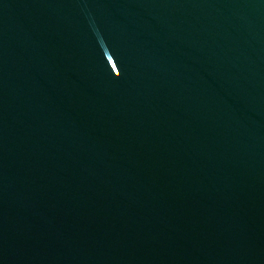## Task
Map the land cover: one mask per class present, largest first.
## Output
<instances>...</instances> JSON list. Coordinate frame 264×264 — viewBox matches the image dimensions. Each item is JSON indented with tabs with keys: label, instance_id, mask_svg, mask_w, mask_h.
<instances>
[{
	"label": "water",
	"instance_id": "obj_1",
	"mask_svg": "<svg viewBox=\"0 0 264 264\" xmlns=\"http://www.w3.org/2000/svg\"><path fill=\"white\" fill-rule=\"evenodd\" d=\"M0 264H264V0H0Z\"/></svg>",
	"mask_w": 264,
	"mask_h": 264
}]
</instances>
